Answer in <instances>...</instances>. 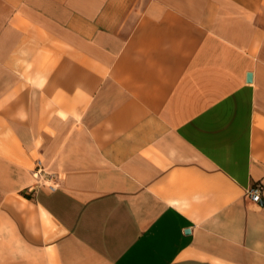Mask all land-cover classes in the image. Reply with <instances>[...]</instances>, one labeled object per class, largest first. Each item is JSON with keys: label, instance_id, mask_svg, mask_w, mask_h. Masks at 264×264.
<instances>
[{"label": "crops", "instance_id": "crops-1", "mask_svg": "<svg viewBox=\"0 0 264 264\" xmlns=\"http://www.w3.org/2000/svg\"><path fill=\"white\" fill-rule=\"evenodd\" d=\"M258 183L264 0H0V264H264Z\"/></svg>", "mask_w": 264, "mask_h": 264}, {"label": "built area", "instance_id": "built-area-1", "mask_svg": "<svg viewBox=\"0 0 264 264\" xmlns=\"http://www.w3.org/2000/svg\"><path fill=\"white\" fill-rule=\"evenodd\" d=\"M53 174L47 173L43 167L42 162L40 160H37L35 162V167L33 170V177L37 180H43L44 178H48L47 182L44 181L41 186L46 187L49 191H54L58 187V180L53 181L54 177L51 176ZM262 188L261 184H254L251 188H249L246 192V196L249 198L250 201H252L255 204H259L262 201Z\"/></svg>", "mask_w": 264, "mask_h": 264}, {"label": "rangeland", "instance_id": "rangeland-1", "mask_svg": "<svg viewBox=\"0 0 264 264\" xmlns=\"http://www.w3.org/2000/svg\"><path fill=\"white\" fill-rule=\"evenodd\" d=\"M30 168L32 169L33 166H30ZM47 173H48V172H47ZM30 175L32 176V184H31L32 187H39V186H41V184L44 183V181L47 182V180H48V178H44V179L41 180V181L35 179V178L33 177V172H31ZM51 176L54 177V180H53V181H56V180H57L56 175L53 174V175H51ZM14 181L18 182V184H19L18 188H21V187L26 183L25 177L18 178V179L14 180ZM25 192H26V190L20 191V194H19V195H21V196H23V197H24V196H27V195L25 194Z\"/></svg>", "mask_w": 264, "mask_h": 264}, {"label": "water", "instance_id": "water-1", "mask_svg": "<svg viewBox=\"0 0 264 264\" xmlns=\"http://www.w3.org/2000/svg\"><path fill=\"white\" fill-rule=\"evenodd\" d=\"M250 81H251V75L248 74V75H247V82H250Z\"/></svg>", "mask_w": 264, "mask_h": 264}]
</instances>
